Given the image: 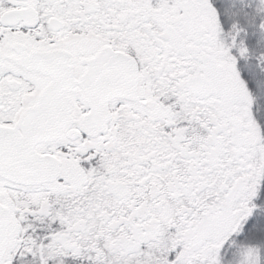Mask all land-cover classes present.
I'll return each mask as SVG.
<instances>
[{
  "label": "snow or ice",
  "instance_id": "snow-or-ice-1",
  "mask_svg": "<svg viewBox=\"0 0 264 264\" xmlns=\"http://www.w3.org/2000/svg\"><path fill=\"white\" fill-rule=\"evenodd\" d=\"M0 264H264V0H0Z\"/></svg>",
  "mask_w": 264,
  "mask_h": 264
}]
</instances>
